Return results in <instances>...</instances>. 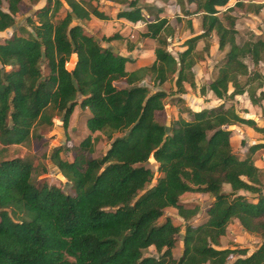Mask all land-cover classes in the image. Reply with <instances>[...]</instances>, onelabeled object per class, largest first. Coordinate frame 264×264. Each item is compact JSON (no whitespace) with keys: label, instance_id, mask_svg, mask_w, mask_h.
<instances>
[{"label":"trees","instance_id":"obj_1","mask_svg":"<svg viewBox=\"0 0 264 264\" xmlns=\"http://www.w3.org/2000/svg\"><path fill=\"white\" fill-rule=\"evenodd\" d=\"M37 1L0 0V32L14 26L17 15L32 10ZM100 1L47 0L26 17L29 29L20 27L0 40V264H264V160L259 167L255 158L264 143L250 145L238 156L229 128L247 124L264 132L239 115L235 101L244 93L253 105L264 100V73L250 70L246 62L257 66L264 60V37L238 42L234 7L218 9L230 0H176L185 15L200 17L201 33L185 39L183 49L173 55L168 38L174 28L161 16L163 8L141 0H103L121 6L117 19L137 23L144 20V10L153 15L145 20L141 36L156 42L154 59L128 70L129 56L85 32L83 24L92 17L110 19ZM246 6L256 14L263 7L235 4ZM187 26L193 33L191 21ZM213 33L224 55L215 77L200 92H211L220 103L187 108L189 119L179 116L166 127L157 112L169 95L185 93V83L195 86L192 69L203 58L198 42L204 41L202 51L207 52ZM121 38L113 33L102 40ZM72 55L74 66L67 69ZM171 82L176 90L165 91L163 85ZM76 106L89 112L88 134L77 144L56 147L50 156L71 184L73 194H68L46 182L35 183L29 158L5 154L10 146L38 142V130L50 127L54 116L67 129ZM96 133L110 141L99 157L93 156ZM190 192L212 198L200 224L191 222L199 207L179 202ZM169 207L184 220L183 234L165 216ZM234 220L261 239L249 254L220 246ZM179 239L182 251L175 257ZM150 247L156 256L143 255Z\"/></svg>","mask_w":264,"mask_h":264},{"label":"rangeland","instance_id":"obj_2","mask_svg":"<svg viewBox=\"0 0 264 264\" xmlns=\"http://www.w3.org/2000/svg\"><path fill=\"white\" fill-rule=\"evenodd\" d=\"M47 0H38L36 3L32 4V10L27 13L19 14L16 17V23L14 26L6 29L3 32H0V40L10 37L17 29L20 27H26L29 29L28 23L26 21V17L31 15L32 11L42 7ZM87 1V0H86ZM237 2L251 3L255 4L262 3L263 7L259 13H253L247 10V6L244 8L235 7ZM142 4L145 5H153L158 6L164 9L161 16L166 17L170 25L174 28V35L168 38V50L176 55L177 51L182 50V43L185 39L197 35L201 33L200 29V17L198 15H185L182 8L179 6L176 0H141ZM6 4L4 3L2 7L5 8ZM99 6L111 14L110 19L107 21L101 20L95 23H84L85 31H89L96 36V39L101 45H108L109 43H113L114 49L122 50V53H126L125 50L129 51L130 45H133L135 49L129 51L126 55L131 58V61L127 63V68L129 70L134 69L135 67H141L151 63L154 59V47L156 42L151 39H145L141 36V30H145V20L152 19L153 15L148 14V18L145 16L143 21H139L134 23L133 26H130L124 32V36H122L119 40H113L111 42H105L102 40L104 36H109L116 32V23L115 13L121 7L112 6L103 0L100 1ZM227 7H234L233 14L236 15V28L238 31V42H243L247 38L252 35H260L264 37V0H230L226 7L218 8L220 11H223ZM118 8V9H117ZM186 9H193L192 5H186ZM143 14L146 15L147 11L144 10ZM177 17L180 21L177 20ZM124 19V18H122ZM126 20V19H124ZM96 21V20H95ZM191 21L193 27V33L188 30L187 22ZM123 26V25H122ZM121 26V27H122ZM207 42L209 43V48L207 52H203L204 41L200 40L198 42V50L202 54V59L199 60L193 67V78H194V87H190L188 83H185V93L183 94H171L169 95L164 102L163 110L157 112V120L164 124L166 127L177 119L179 116L189 119L190 116L187 114L186 109L191 110H200L203 108H209L213 106H217L220 101L216 99L211 92H207L206 95H201L200 88L203 85H206L209 80L215 77L217 73V67L223 58L224 53L217 49V37L216 34L213 33L208 38ZM113 49V50H114ZM140 49L143 50L140 51ZM75 55L71 56V59L66 63L67 69H72L74 66ZM249 69L255 70L257 69L261 73H264V60L260 62L257 66H254L249 60H246ZM44 73H47V68L43 65ZM149 80H147L148 82ZM117 87H123L122 83H116ZM165 91L176 90V86L174 82L166 83L162 87ZM178 97L182 99L180 103L177 102ZM235 101L237 102L236 108L238 109V113L241 116L247 117H255V115L250 114V111L246 108V103L252 106L253 105L247 95L244 93L243 95H237L235 97ZM264 104V101H263ZM182 111L180 113L179 111ZM245 110V111H244ZM88 110H83L79 106H76L74 112L70 118L69 126L67 129L64 128L62 118L60 116H54L52 118V125L50 127H42L38 130L41 134V139L38 142L31 140L30 142L24 145H13L7 148L6 158H12L15 156L29 158L33 161L35 165V172L33 173V181L37 184L42 182H46L50 185H55L61 188L65 193L73 194V190L71 184L66 180L65 177L60 173L58 168L52 163L50 156L52 151L59 146L68 144H77L82 138H84L88 134V129L85 124V120L88 116ZM243 127L242 125H239ZM244 126L249 127L250 134L249 136L253 140H247V136L241 141L240 136L232 135L231 143L233 147V151L241 156L249 145H253V143L257 142V140H263L264 142V132L256 131L254 128L245 124ZM93 138L95 139V152L93 154L94 157H99L105 153L107 150L110 141H108L104 137H100L97 133L93 134ZM257 138V140H256ZM62 157L66 159H71V156L68 153L62 152ZM264 157V149L259 150L256 153V162L260 163L262 167V160ZM156 163L152 158L149 159V166L154 168ZM43 166L46 170H42ZM262 169V168H261ZM261 180L263 183L264 190V171L262 169L261 172ZM223 190L228 192L229 186L224 185ZM249 199L252 198L250 194H247ZM179 202L186 207H199V212L195 215L191 222L193 224H200L207 219V209L212 203V198L207 194L199 193V192H190L183 194ZM165 216L169 217L175 225L181 227V234L184 232V220L178 215L177 209L173 207H169L165 209ZM261 239L254 234H250L243 230L239 223L234 220L232 221L227 228V233L225 236L221 238L220 246L222 248L231 247V248H243L248 251V254L254 251L258 245L260 244ZM182 251V242L179 239L176 243V246L173 250L174 256L179 257ZM143 255H154L156 256V252L153 247H150L148 250L143 252Z\"/></svg>","mask_w":264,"mask_h":264},{"label":"crops","instance_id":"obj_3","mask_svg":"<svg viewBox=\"0 0 264 264\" xmlns=\"http://www.w3.org/2000/svg\"><path fill=\"white\" fill-rule=\"evenodd\" d=\"M104 2H107L108 4L112 5V6H117L119 7L120 5L116 4V3H112V2H108V1H104ZM158 7V6H157ZM118 9V8H117ZM119 10V9H118ZM106 14L110 15L112 17L111 14L107 13L105 11ZM117 13V12H116ZM116 13L113 17H115V20L117 21L116 23H114L116 25V32L119 33L122 36H124V32L126 31V29H128L130 26H133L134 23L132 22H129L128 20H124V19H117L116 18ZM147 17L148 18V14L144 15V17ZM96 20V21H95ZM97 21H101L95 17H92L89 21H87L88 23H95ZM107 21V20H106ZM123 25V26H122ZM122 26V27H121ZM84 27V26H83ZM144 30H141V32H143ZM87 32L88 34L90 35H93L95 38L96 36L94 34H92L91 32L89 31H85ZM108 36V35H107ZM145 39H148V38H145ZM104 47H107V48H110L112 51L116 52V53H119L121 55H124V56H128L126 55L129 51L125 50L126 53H122V50L120 49H114L113 46V43H109L108 45H102ZM136 47V46H135ZM134 47V49H135ZM114 49V50H113ZM133 50V49H132ZM131 51V50H130ZM140 51L143 52L142 49H140ZM153 51V50H152ZM153 53V52H151ZM127 66V65H126ZM135 68H138V67H135ZM134 68V69H135ZM128 69V68H127ZM129 70V69H128ZM133 70V69H131ZM264 101V100H263ZM263 101H261L260 105L258 106H252L248 103H246V108L250 111V114H253L255 115V117H247L248 114H245V116H241L243 118H246V119H252L255 123H256V126L260 127V128H263L264 127V104H263ZM245 111V110H244ZM239 125H242L243 127H240ZM245 124H235V125H232V126H229V128L232 130V135H239L240 136V139L241 141L247 136V140L249 141L251 139V137L249 136L250 134V128L247 127V126H244ZM231 135V136H232ZM253 140V139H251ZM257 140V138H256ZM256 143H264L263 140H257V142L253 143V144H256ZM252 145V144H251ZM250 146V145H249ZM263 150V149H262ZM244 154L241 155V157H243ZM263 160H264V157H262ZM263 160H262V166H263ZM256 165L261 167L260 163H257L256 162Z\"/></svg>","mask_w":264,"mask_h":264}]
</instances>
